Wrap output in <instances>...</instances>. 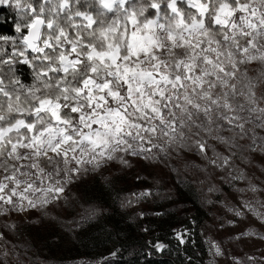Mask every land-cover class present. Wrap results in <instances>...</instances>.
Segmentation results:
<instances>
[{
  "label": "snow or ice",
  "instance_id": "obj_1",
  "mask_svg": "<svg viewBox=\"0 0 264 264\" xmlns=\"http://www.w3.org/2000/svg\"><path fill=\"white\" fill-rule=\"evenodd\" d=\"M7 23L15 35L0 32V215L43 217L86 175L112 161L130 166L125 156L163 163L194 153L206 167H192L206 171L230 166L233 149L264 152V0H0ZM244 207L264 223V212Z\"/></svg>",
  "mask_w": 264,
  "mask_h": 264
},
{
  "label": "rangeland",
  "instance_id": "obj_2",
  "mask_svg": "<svg viewBox=\"0 0 264 264\" xmlns=\"http://www.w3.org/2000/svg\"><path fill=\"white\" fill-rule=\"evenodd\" d=\"M248 67L254 75L260 66ZM256 131L264 136V129ZM208 143L229 155L224 144ZM239 143L247 146L251 141ZM233 151L236 155L230 166L223 170L207 167L206 171L192 167H206L194 153H182V158L173 153L174 158L163 163L159 158L125 156L130 166L112 161L86 175L65 191L67 204L49 205L43 217L35 210L0 215L4 237L0 239V264H110V260L122 264L126 260L122 250L131 242H141L154 254L169 249V255L179 257L177 264H264V240L259 238L264 235V223L244 207L249 203L264 212V152ZM233 168L245 178L231 179L237 174ZM251 186L260 190L253 192ZM142 192L153 195L138 199ZM126 199L132 203L122 206ZM89 208L103 211L80 226L73 223ZM231 209L244 215L237 216ZM5 225L16 227L10 230ZM69 227L75 231L69 232ZM178 234L185 243H180ZM163 241L170 242V247ZM213 243L220 246L222 256L213 257ZM156 244L164 245L163 250ZM187 245L191 246L188 253Z\"/></svg>",
  "mask_w": 264,
  "mask_h": 264
},
{
  "label": "trees",
  "instance_id": "obj_3",
  "mask_svg": "<svg viewBox=\"0 0 264 264\" xmlns=\"http://www.w3.org/2000/svg\"><path fill=\"white\" fill-rule=\"evenodd\" d=\"M3 15L8 17L9 21H11L15 15L14 11L9 12L8 10H3ZM0 32L8 35H15L13 27L11 23H7L4 25H0ZM20 75L21 79L26 83H31L32 77L31 72L27 69L26 66H21V71L17 73ZM168 247H170V242L163 241ZM188 246L185 248L187 253L189 252ZM124 248V247H123ZM147 248L143 246L141 242L128 244L125 249L122 250L121 256L126 260H122L124 264H177L179 261L178 258L174 259L173 256L169 255V251L166 250L161 253L154 254L151 250H146ZM183 251V252H185ZM168 254V255H167ZM113 260H110V264H112ZM109 263V262H108ZM122 263V264H123ZM64 264V263H60ZM68 264V263H66ZM114 264V263H113Z\"/></svg>",
  "mask_w": 264,
  "mask_h": 264
}]
</instances>
